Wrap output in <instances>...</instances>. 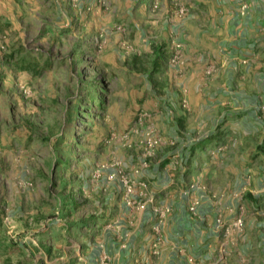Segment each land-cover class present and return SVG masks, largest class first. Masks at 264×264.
Segmentation results:
<instances>
[{
  "label": "rangeland",
  "instance_id": "rangeland-1",
  "mask_svg": "<svg viewBox=\"0 0 264 264\" xmlns=\"http://www.w3.org/2000/svg\"><path fill=\"white\" fill-rule=\"evenodd\" d=\"M163 2L0 0V264L150 263L173 208L233 192L217 162L264 156V59L236 76L217 59L192 66L185 40H164L177 30L152 20ZM208 5L225 8L224 31L264 32L262 1ZM192 6L171 5L186 18ZM233 123L246 136L218 131ZM252 202L222 214L213 264H264V199Z\"/></svg>",
  "mask_w": 264,
  "mask_h": 264
},
{
  "label": "crops",
  "instance_id": "crops-1",
  "mask_svg": "<svg viewBox=\"0 0 264 264\" xmlns=\"http://www.w3.org/2000/svg\"><path fill=\"white\" fill-rule=\"evenodd\" d=\"M149 1L150 0H126V3H132L133 5L141 4L142 11H147L148 13L146 7L149 6ZM189 1H193L194 6L191 7V11L189 9L190 14L188 18L178 15L179 8L178 11L172 12L171 5H173L175 0H164L162 10L166 12L165 18L159 17L158 19L152 20H156L160 23H162V21L166 24L169 23L167 25L169 29L177 30L168 31L171 36H165L164 40L168 38L174 39V37H177V41L185 40L184 48L188 54L187 60H190L192 66H195L193 65L194 63L198 66L200 64L202 65L204 61L205 63L209 61L214 63V60L217 59L218 61H222L224 67L226 65H228V68L234 66L233 69L235 70L234 74L236 76L239 72V74L243 73L240 70L241 65H243V59L250 58V62L252 57L254 60L264 59L263 31H224L221 20L222 18H227L225 15V8L220 10L217 6L215 10L213 9L212 11L208 5H221L222 3L230 5V3L232 4L238 0ZM260 1L264 2V0H259V2ZM168 14L170 16H168ZM1 17H3V14L0 11V18ZM154 18H157V16H154ZM230 19L231 17L229 16L227 20ZM147 20L148 22H143V26L147 25L149 29H151V27H157L159 24L156 21H151L150 17ZM0 21L4 22L7 20L1 19ZM193 23L198 24L195 28L196 30L191 28V31H179L182 26L192 27ZM8 24L12 25V22L9 21ZM10 30L12 29L10 28ZM1 56L2 55H0V65H2L1 62L4 61ZM238 66H240V68H236ZM259 100L260 97L253 96L250 99V108L256 109ZM242 111L234 108V113H230L245 115L250 114L252 109L245 111V109L243 110L242 108ZM250 115L253 116L255 120V113L252 112ZM261 125H263L261 130L264 131V124ZM222 130H225V132L229 134L242 131L246 136V129L243 125L234 123L232 125L224 124L218 129V131ZM247 138L253 142L255 141L249 136ZM216 142L217 141L210 142V144ZM231 142L233 141H228L227 143ZM195 145L196 142L192 141V143L187 146V150L184 151L183 156L190 159ZM238 148L240 149L239 146ZM179 158L182 159V155H179ZM215 165L216 177L219 178L222 173V178L224 180H234L233 182L235 183L232 187L233 192L226 193V190H218L217 194L209 192L206 198L202 197L196 213H190L188 207L186 208L184 205L173 208L166 217L165 222L159 226L162 240L157 247L155 257L152 260L149 257L147 258V260H150V263L149 261L147 263H139L138 258H135L136 263L133 262L132 264H213L212 260L216 257L215 254L217 253L220 238L222 237L223 226L219 225L220 219L223 216L222 214L226 212L230 203H232V207H234L235 210L238 205V207H240V203L238 204V197L243 193L244 196L253 201L251 205H244L245 208L247 206L256 210L257 205L260 206V203L256 204L258 198L262 197L264 199V156H261L259 159L250 160L247 156H236L234 154L222 160V162H217ZM180 166L181 165H179V167ZM242 179L243 188H240ZM173 183L174 181L171 182L172 185ZM224 194H230V197L233 198L227 200L228 197L225 198L227 195L225 196ZM182 197L184 201L185 197ZM261 204H263L264 208V202ZM149 214L150 213H146L148 217ZM261 226L262 225L259 224V227ZM125 260H127V257H125Z\"/></svg>",
  "mask_w": 264,
  "mask_h": 264
},
{
  "label": "trees",
  "instance_id": "trees-1",
  "mask_svg": "<svg viewBox=\"0 0 264 264\" xmlns=\"http://www.w3.org/2000/svg\"><path fill=\"white\" fill-rule=\"evenodd\" d=\"M217 139V137H211V138H209L207 141H205V142H203V144L202 145H206V144H208V142H215V141H217L216 140ZM196 148L198 149V145H197V147H195V150H196ZM71 200H74L73 198L71 199ZM73 201H71V203H72ZM70 212L69 213H71V210H69Z\"/></svg>",
  "mask_w": 264,
  "mask_h": 264
},
{
  "label": "built area",
  "instance_id": "built-area-1",
  "mask_svg": "<svg viewBox=\"0 0 264 264\" xmlns=\"http://www.w3.org/2000/svg\"><path fill=\"white\" fill-rule=\"evenodd\" d=\"M239 224H241V221L239 222Z\"/></svg>",
  "mask_w": 264,
  "mask_h": 264
}]
</instances>
